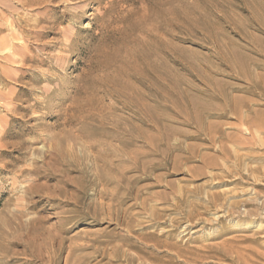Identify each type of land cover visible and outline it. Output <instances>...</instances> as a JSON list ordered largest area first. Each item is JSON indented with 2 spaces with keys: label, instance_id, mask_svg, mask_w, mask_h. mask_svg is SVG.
I'll return each instance as SVG.
<instances>
[{
  "label": "rangeland",
  "instance_id": "1",
  "mask_svg": "<svg viewBox=\"0 0 264 264\" xmlns=\"http://www.w3.org/2000/svg\"><path fill=\"white\" fill-rule=\"evenodd\" d=\"M0 264H264V0H0Z\"/></svg>",
  "mask_w": 264,
  "mask_h": 264
},
{
  "label": "bare ground",
  "instance_id": "2",
  "mask_svg": "<svg viewBox=\"0 0 264 264\" xmlns=\"http://www.w3.org/2000/svg\"><path fill=\"white\" fill-rule=\"evenodd\" d=\"M8 51V50H7Z\"/></svg>",
  "mask_w": 264,
  "mask_h": 264
}]
</instances>
